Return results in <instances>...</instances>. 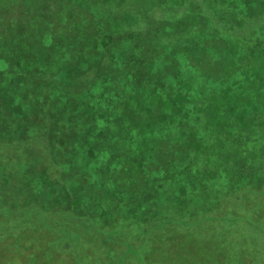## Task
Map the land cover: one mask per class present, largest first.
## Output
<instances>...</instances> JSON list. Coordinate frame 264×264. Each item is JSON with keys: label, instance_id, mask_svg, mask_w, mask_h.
<instances>
[{"label": "trees", "instance_id": "trees-1", "mask_svg": "<svg viewBox=\"0 0 264 264\" xmlns=\"http://www.w3.org/2000/svg\"><path fill=\"white\" fill-rule=\"evenodd\" d=\"M96 53L107 64L122 55L110 58L113 67L133 83L118 91L111 66L83 70L100 65ZM154 66L159 71L144 78ZM91 76L106 95L87 89ZM55 100L58 126L76 145L65 162L84 164V172L52 176L41 163L17 171L24 150L34 159L42 153L38 110ZM0 129L9 141L0 142V264H175L151 252L142 259L148 235L223 221L193 214L198 192L221 185L239 214L254 210L251 218L231 215V224L248 221L255 231L248 251L231 231L226 258L264 264V0H0ZM170 202L178 203L173 214ZM138 227L144 241L133 242Z\"/></svg>", "mask_w": 264, "mask_h": 264}, {"label": "rangeland", "instance_id": "rangeland-1", "mask_svg": "<svg viewBox=\"0 0 264 264\" xmlns=\"http://www.w3.org/2000/svg\"><path fill=\"white\" fill-rule=\"evenodd\" d=\"M193 25H197V22L196 21L193 22ZM191 42H194L196 45L203 44V40L200 38H194L193 40H191ZM234 49L242 53L244 50V46L237 45L234 47ZM96 56H97L98 61L101 62L100 65L96 66V68L94 66L90 68L89 64H87L86 66L83 67V70H85L87 73L88 72L99 73V71L104 72V70L110 69L109 66H111L114 69V71L119 73L118 79L112 80V82H114V85L116 86L117 84V87H119V88L116 87L118 91L121 90L120 87H122L125 83L128 86H130L133 83V81L130 80V78L128 77V71L123 70L122 66L113 67L112 61H114V59L118 60V62L119 60L123 61L122 55L112 54L109 57L110 61L108 64L105 62L103 55L96 53ZM110 58L113 60L111 61ZM240 59H243V56L240 55ZM183 61H185L184 58L182 59V64L184 65ZM154 71H159L158 67L154 66L151 69L146 68V70L143 71V74L146 75L144 76V78L152 79V74L154 73ZM180 74L183 75V72H180ZM96 77L97 76L95 77L91 76V81L93 79L95 80L94 85L92 86H89V82L87 81V85H88V87L86 86L87 89L99 95L100 94L106 95V91H102V89H100V86H102V83L99 80H97ZM203 89H206V88L203 87ZM56 103H59L60 105H62L61 101L55 100L51 106L52 107L51 109H47L46 111H44V108H41L40 110H38V114L44 113V115L43 117H40L41 120H36V125H35L36 135H40L39 133L43 129H46V133L43 134L42 136H38L39 144L37 145L36 143L35 148L36 150L42 149L43 150L42 153H40L39 156L36 159H34L32 158V155H30V152H29L30 149L24 150V154H26V157L21 161L20 166H18L17 168V171L18 170L20 171L23 167L34 166L37 163H41L44 168H47L50 171L52 176L54 172L59 174L60 169H61L62 175L63 174L67 175V173H69L70 175H76V173L78 172H81V173L84 172V170L82 169L84 164L78 162L75 166L73 163L67 164L65 162V159L67 158L66 152L68 151L69 144L74 146V148L72 149H75L76 145L73 142V140L69 137V134H67L64 130H60L58 126L59 122L63 120L61 117L59 118L56 117L57 112L55 114L52 112V109H56V107H58ZM43 121H45L46 123L45 125L43 124ZM4 137H6V135L0 129V142H9ZM40 137L57 139L58 141L57 143L59 144V147L57 148L56 145L55 146L51 145V149L46 148L47 143H44L43 140H40L39 139ZM163 138H171V137L167 135H163ZM173 138H178V137H172V139ZM40 143L42 144L40 145ZM117 147L120 148V150L124 149L123 147L119 145L110 146V148H115V149ZM227 148L231 150V143L228 144ZM86 155H88V152L84 150V155L80 156L81 160H86ZM4 156L5 155L0 154V158H3ZM41 156L42 158H40ZM53 158L57 163H63L62 168L54 167L53 162H52ZM104 160H108V157H104ZM152 163L156 165L155 162H152ZM158 170L161 171V174H162V171L164 170V168H159ZM215 171H216V168L213 169V172ZM1 172H3L5 175H8L10 172V166L9 165L5 166V169H3V171L1 169ZM155 172L156 171H149L148 175L150 177H154ZM207 177L217 179L218 177L220 178L221 176L213 175V176H207ZM220 184H223V182H221ZM168 187H169V193L173 194L172 192L173 189L171 185L170 186L168 185ZM180 190L181 189H179V199L180 200L178 201V203H182L184 205L183 208H188V204L192 203V201L191 199L187 200L182 195ZM227 191L228 190H226V188L223 185L219 186V188H217L216 190L213 189L210 192L204 191L203 193L202 191H199L198 192L199 196L196 195L194 197L195 199L193 202V204L196 205V208L194 209L195 212L193 213V214H196L195 218H198V217L206 218L210 213L212 214L216 213V215L221 216V220L223 221H220V222L219 221H216V222L207 221L205 222L204 225L195 226L194 228H189V231L187 228L185 229V227H182L179 234H178V230L176 229H172V230L169 229L168 231L167 230L165 231L164 229L163 231L165 233H163V235L156 233V238L158 237L157 239L154 237L153 233L149 234L147 238L146 248L144 247V249L141 250L143 254L142 259L143 260L145 259L146 261H150L149 253L151 252V256L154 260L155 258H158L160 260H163L164 258V261L167 260L168 262L175 263V264H188V262L190 264H218L217 263L218 261L215 259L216 256L221 257V259L219 260V262L221 261V264H226V262L222 260L224 257L226 260H228V263L231 264V255L228 257V259L226 257L229 253H231V231L233 232V230L235 231L236 235L232 241H243V247L245 248V250L248 251L250 247L253 246V243L249 239V236L251 234V231H255V230L248 225L247 223L248 221L244 220L246 223L237 221L231 224L230 219H231V215L237 214L239 215L237 217H240L244 214L243 212L246 213L247 218H251V216H253L252 212L254 210L251 209V205L245 208L242 207L243 212L242 214H239L237 210H240V208H239L238 202L235 201V199L237 198L234 196L231 197L230 194H227ZM178 203L177 204H174L172 202L168 203L167 204L168 212L173 214V212L176 210ZM182 213H183V210H181L180 214L176 216H179ZM188 216L189 214L187 213L186 219L188 221H192L188 219ZM263 217H264V212H263ZM208 219H210V217H208ZM175 221H183V220L181 218H177L175 219ZM198 222H195V223H198ZM262 223H263L262 228H264V220L262 221ZM217 229H218V233L216 232ZM134 232H136L137 234L135 235V238L132 240L133 242L134 241L137 242V240L144 241L143 240L144 238L143 239L140 238L143 235L142 227L135 228ZM210 238H213L215 240L216 245L218 243L216 247H214L213 243L209 241L211 240ZM254 244L256 247H259L258 243H254ZM104 245H105V250H106V244L104 243ZM216 249L222 253H218ZM116 251L118 255L117 260H121L122 262L124 257L120 255L121 247H117L115 252ZM106 253L107 251L104 254L106 255ZM246 262L248 261L246 260ZM163 264L165 263L163 262Z\"/></svg>", "mask_w": 264, "mask_h": 264}]
</instances>
